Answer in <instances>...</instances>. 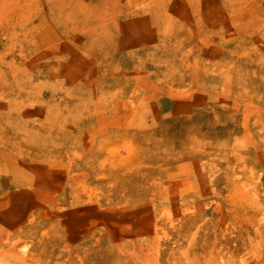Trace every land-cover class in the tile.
I'll return each instance as SVG.
<instances>
[{"label": "rangeland", "instance_id": "1", "mask_svg": "<svg viewBox=\"0 0 264 264\" xmlns=\"http://www.w3.org/2000/svg\"><path fill=\"white\" fill-rule=\"evenodd\" d=\"M0 264H264V0H0Z\"/></svg>", "mask_w": 264, "mask_h": 264}]
</instances>
